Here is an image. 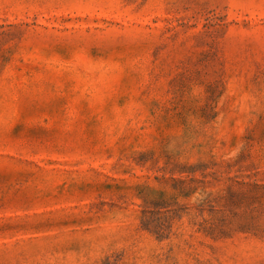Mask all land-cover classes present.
<instances>
[{
    "label": "rangeland",
    "instance_id": "374dc122",
    "mask_svg": "<svg viewBox=\"0 0 264 264\" xmlns=\"http://www.w3.org/2000/svg\"><path fill=\"white\" fill-rule=\"evenodd\" d=\"M0 264H264V0H0Z\"/></svg>",
    "mask_w": 264,
    "mask_h": 264
}]
</instances>
